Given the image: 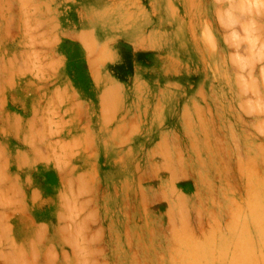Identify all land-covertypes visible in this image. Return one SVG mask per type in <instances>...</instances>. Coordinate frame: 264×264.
Masks as SVG:
<instances>
[{
    "label": "rangeland",
    "instance_id": "374dc122",
    "mask_svg": "<svg viewBox=\"0 0 264 264\" xmlns=\"http://www.w3.org/2000/svg\"><path fill=\"white\" fill-rule=\"evenodd\" d=\"M263 185L264 0H0V264H264Z\"/></svg>",
    "mask_w": 264,
    "mask_h": 264
},
{
    "label": "crops",
    "instance_id": "0c3cea01",
    "mask_svg": "<svg viewBox=\"0 0 264 264\" xmlns=\"http://www.w3.org/2000/svg\"><path fill=\"white\" fill-rule=\"evenodd\" d=\"M109 84L112 83L111 80L108 81ZM80 106L77 107V119L76 120H72V119H69V125H68V128L70 129V137H74L76 136L77 134H87L88 133V130H89V122H88V118L85 117L84 115V105L83 103L79 104ZM96 110L100 111V104L98 102V100L96 101ZM113 111V115L114 116H117V112L116 111H120V107L118 109L114 108L112 109ZM116 112V113H115ZM117 114V115H116ZM97 117H99V114L96 115ZM119 119V118H118ZM118 119H115V122L111 124V126H109L110 131H115V128H117V125L118 126H122L119 130V133L117 132L116 135H119V136H125L127 138H130L134 135V133L136 132V130H132L131 128V125H130V118H125L124 120H118ZM96 124H100L101 126H103L104 124V120L101 118H97L96 120ZM77 133V134H76ZM76 134V135H75ZM128 149H131V146L129 145L128 147H125L124 150H127ZM128 151V150H127ZM130 151V150H129Z\"/></svg>",
    "mask_w": 264,
    "mask_h": 264
},
{
    "label": "trees",
    "instance_id": "16d2710c",
    "mask_svg": "<svg viewBox=\"0 0 264 264\" xmlns=\"http://www.w3.org/2000/svg\"><path fill=\"white\" fill-rule=\"evenodd\" d=\"M113 70L116 69L117 71H112V75H114L119 80H124V72H127L128 74L131 72V66L129 63L126 64L125 68H122V66H114L112 68ZM123 73V74H122Z\"/></svg>",
    "mask_w": 264,
    "mask_h": 264
},
{
    "label": "bare ground",
    "instance_id": "6f19581e",
    "mask_svg": "<svg viewBox=\"0 0 264 264\" xmlns=\"http://www.w3.org/2000/svg\"><path fill=\"white\" fill-rule=\"evenodd\" d=\"M247 84H248V83H247ZM263 186H264V185H263ZM255 194H256V193H255ZM261 194H262V193H261ZM255 204H256V203H255ZM251 207H252V206H251ZM253 209H254V208H253ZM258 210H259V209H258ZM251 215H252V214H251ZM261 215H263V213H262ZM256 221H257V220H256ZM263 225H264V224H262V226H263ZM256 228H257V227H256ZM241 231H242V230H241ZM239 232H240V230H239ZM260 234H261V233H259V235H260ZM257 235H258V232H257ZM261 236H262V235H261ZM260 239H261V238H260ZM244 243H245V242H244ZM222 245H224V244H222ZM222 245H221V246H222ZM221 246H219V247H221ZM212 248H213V247H212ZM226 248H227V247H226ZM227 249H228V248H227ZM227 249H226L225 251H223V252L228 251ZM233 249H234V248H233ZM217 251H218V250H217ZM208 252H209V251H208ZM215 252H216V251H215ZM220 252H222V251H220ZM213 253H214V252H213ZM217 253H218V252H217ZM215 254H216V253H215ZM219 254H220V253H219ZM223 255H224V254H223ZM223 255H222V256H223ZM220 256H221V255H219V257H220ZM222 256H221V257H222ZM225 256H226V255H225ZM224 259H226V258H224ZM222 260H223V259H222ZM229 260H230V259H229ZM196 261H197V260H196ZM215 261H217V260H215ZM224 261H227V260H224ZM224 261H223V262H224ZM232 261H233V260H232ZM190 262H191V261H190ZM198 262H199V261H198ZM209 262H210V260H209ZM212 262H213V260H212ZM228 262H229V261H228ZM202 263H203V262H202ZM213 264H214V263H213ZM223 264H226V262H224Z\"/></svg>",
    "mask_w": 264,
    "mask_h": 264
}]
</instances>
